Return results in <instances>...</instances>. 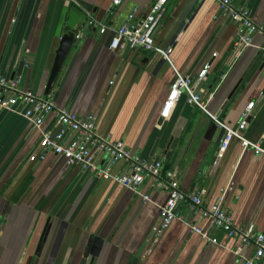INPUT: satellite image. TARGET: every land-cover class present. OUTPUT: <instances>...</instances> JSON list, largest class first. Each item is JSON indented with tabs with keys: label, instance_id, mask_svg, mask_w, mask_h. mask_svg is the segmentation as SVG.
Masks as SVG:
<instances>
[{
	"label": "crops",
	"instance_id": "obj_1",
	"mask_svg": "<svg viewBox=\"0 0 264 264\" xmlns=\"http://www.w3.org/2000/svg\"><path fill=\"white\" fill-rule=\"evenodd\" d=\"M0 0V77L19 78L21 88L86 118L96 117V133L123 142L146 161H161L176 173L184 192L198 194L210 208L220 201L237 227L264 234V155L243 151L238 141L218 155L223 136L215 120L232 128L253 103L246 140L264 150V58L255 48L238 53L236 26L220 14L215 0H169L154 33L157 52L109 50L111 30L135 12L141 20L153 0ZM264 25V0H233ZM108 27L100 35L88 26ZM72 46L51 90L45 89L63 36ZM80 36V38H77ZM264 39L256 36L254 43ZM172 52L168 61L162 54ZM211 68L204 81L197 74ZM194 80L205 110L183 94L167 118L161 114L171 84ZM48 126L54 125L52 117ZM67 138H73L66 131ZM39 133L28 122L0 110V264H86L90 236L103 240L92 264H244L232 249L239 242L209 229L217 244L192 234L188 207L158 235L160 208L168 195L145 181L147 202L121 186L70 168L56 156L31 162ZM101 168L113 173L102 158ZM203 225L200 219L194 220ZM47 229V233L44 232ZM44 243L38 252L42 237ZM251 257L252 248L242 250Z\"/></svg>",
	"mask_w": 264,
	"mask_h": 264
},
{
	"label": "built area",
	"instance_id": "obj_2",
	"mask_svg": "<svg viewBox=\"0 0 264 264\" xmlns=\"http://www.w3.org/2000/svg\"><path fill=\"white\" fill-rule=\"evenodd\" d=\"M75 3L74 0H66ZM121 0H115L114 5H119ZM222 17L228 19L236 26L234 47L238 53L247 48L257 49L264 58V42L258 46L254 38L259 36L264 39V25H256L247 8H236L233 0H215ZM169 0H153L149 12L141 19H135V12L130 14L126 21L116 30H111L112 37L109 50L121 49L144 50L155 53L157 48L154 43V33L159 27L166 12ZM88 26L100 35L108 31V27L95 19H88ZM80 38V36H77ZM172 50L168 49L162 54L163 60L168 61ZM206 64L197 74L196 80L204 81L210 70ZM194 80L190 77L178 75L171 84L169 95L165 101V110L161 114L167 118L175 107L178 99L187 94V102L195 104L205 110L207 103L195 91ZM253 103L247 105L246 110L235 127L229 128L215 120L216 126L223 130L219 143L218 155L224 154L233 141H238L243 151L252 150L256 155H264L260 143L246 140L244 132L248 125ZM0 110L8 111L24 118L39 133L37 150L30 157L31 162H43L48 156H56L65 161V164L81 173H90L111 181L135 196L150 202L149 196L141 192L145 181H151L154 186L167 193L166 203L160 208V224L154 229L156 235L166 229L173 221L179 218V207L186 205L193 217L186 221L185 226L192 234L199 235L203 240L217 244V240L208 234L209 229L223 232L229 239L239 242V247L232 249L231 253L239 257L244 264H264V234L254 232L249 228L237 227L228 215L221 201L207 208L203 205L198 194L187 193L181 190L180 180L176 173H166L161 161H146L133 154L123 142H112L101 138L96 133V117L91 115L86 118L58 107L51 98L42 99L29 90L21 88L19 78L0 77ZM52 117L54 125L48 126L47 118ZM69 131L73 138L66 137ZM264 139V135L262 136ZM105 158L110 165L121 164L122 171L113 173L110 169L101 168L99 161ZM200 219L203 225L194 220ZM252 248L251 257H245L242 250Z\"/></svg>",
	"mask_w": 264,
	"mask_h": 264
},
{
	"label": "water",
	"instance_id": "obj_3",
	"mask_svg": "<svg viewBox=\"0 0 264 264\" xmlns=\"http://www.w3.org/2000/svg\"><path fill=\"white\" fill-rule=\"evenodd\" d=\"M78 44V40L75 39L73 34L65 35L61 38L59 47L56 52L55 61L53 68L50 72V76L48 79V83L46 85L45 94L47 95L52 88V85L61 70L63 63L71 49L72 46H76ZM47 233V229L44 232ZM44 237L41 239V243L38 247V252L42 248V244L44 243ZM103 245V240L96 236H90L88 244L86 246V250L84 252V258L86 260V264H92L93 260L99 255L101 248Z\"/></svg>",
	"mask_w": 264,
	"mask_h": 264
}]
</instances>
